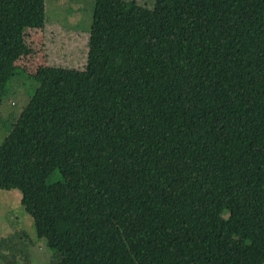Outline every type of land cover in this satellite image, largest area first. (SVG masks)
Listing matches in <instances>:
<instances>
[{"label":"trees","instance_id":"trees-1","mask_svg":"<svg viewBox=\"0 0 264 264\" xmlns=\"http://www.w3.org/2000/svg\"><path fill=\"white\" fill-rule=\"evenodd\" d=\"M46 17L0 0V102ZM88 48L0 145L57 264H264V0H95Z\"/></svg>","mask_w":264,"mask_h":264},{"label":"rangeland","instance_id":"rangeland-1","mask_svg":"<svg viewBox=\"0 0 264 264\" xmlns=\"http://www.w3.org/2000/svg\"><path fill=\"white\" fill-rule=\"evenodd\" d=\"M153 8L155 0H138ZM95 0H46V26L28 29L30 53L17 62V71L0 102V145L28 105L37 88L41 67L84 70ZM61 179L59 172L48 179ZM60 252L37 236L33 218L21 204L19 190H0V264H57Z\"/></svg>","mask_w":264,"mask_h":264}]
</instances>
